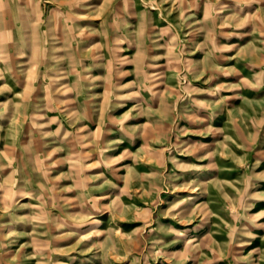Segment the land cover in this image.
I'll return each mask as SVG.
<instances>
[{"label": "rangeland", "instance_id": "rangeland-1", "mask_svg": "<svg viewBox=\"0 0 264 264\" xmlns=\"http://www.w3.org/2000/svg\"><path fill=\"white\" fill-rule=\"evenodd\" d=\"M0 264H264V0H0Z\"/></svg>", "mask_w": 264, "mask_h": 264}]
</instances>
